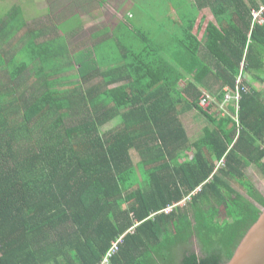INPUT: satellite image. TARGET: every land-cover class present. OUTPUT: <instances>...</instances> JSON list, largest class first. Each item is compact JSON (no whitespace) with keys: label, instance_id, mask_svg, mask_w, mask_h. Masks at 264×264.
<instances>
[{"label":"trees","instance_id":"16d2710c","mask_svg":"<svg viewBox=\"0 0 264 264\" xmlns=\"http://www.w3.org/2000/svg\"><path fill=\"white\" fill-rule=\"evenodd\" d=\"M215 1L221 27L209 24L202 40L194 19L170 33L171 50L126 35L107 70L96 48L72 52L75 20L37 34L19 6L0 20V264H100L122 235L109 264L231 261L264 208L247 176L264 178V103L243 95L237 136L231 117L200 108V87L214 74L210 56L229 88L245 53L248 72L255 65L264 24L252 11L264 0ZM226 6L237 28L222 25ZM211 94L219 102L224 92ZM194 110L210 123L195 140L182 119Z\"/></svg>","mask_w":264,"mask_h":264},{"label":"crops","instance_id":"0c3cea01","mask_svg":"<svg viewBox=\"0 0 264 264\" xmlns=\"http://www.w3.org/2000/svg\"><path fill=\"white\" fill-rule=\"evenodd\" d=\"M65 1L68 2L67 10L71 12H68L64 17L61 16L59 23L61 22V24L67 25L68 22L72 20L79 22L77 30L75 32L71 31V33L68 34V42L72 52L80 51L90 53L95 52L96 48V56L99 57V60L103 64L101 70H107L109 67H114L115 62H119L123 59L124 49L119 43V38L126 40V35L131 39H136L137 37H143V34H145V45L148 46V49L150 48L149 44H151L154 51L157 50L159 45H161V47L164 46L167 50H171L170 33L177 31L182 35L184 28L187 25L186 23L190 20H195L193 32L197 35L199 40H202L206 36L209 24H215L217 27H221L213 11V5H216L215 0H131V8H128V11L119 18H117V16L115 17V14L118 13V11L111 6L112 2L110 0ZM251 1L261 4V0ZM244 2L250 4L249 0H244ZM138 4L143 6L144 13L140 10H137L138 12L134 11L137 9L136 5ZM105 6H108L109 11H113L110 13V18L105 17L104 13L100 15V12L105 10L103 8ZM217 9L220 10V8ZM53 11L54 3H50L45 7V14ZM233 11V6L225 7L222 25L226 27H236L235 25H239L237 17H235V21L232 20ZM39 17H37L34 22L35 26L32 27L35 29V32L37 30L49 31V29L54 26V24L42 23L46 20L39 19ZM37 23H39V25H37ZM231 32L233 37L237 35L232 30ZM37 33L38 32H36V34ZM45 37L46 36L37 39V47L42 44L39 41L46 39ZM134 42L135 44H140L141 41L135 40ZM258 49L259 55L256 57L258 59L248 72V84L250 85L251 93L259 95V101L264 103V43L259 41ZM176 57L182 59V54H176ZM209 59L211 60V68L215 74V72L218 71L217 67L220 68L221 66H219V63H217L211 56ZM110 62L111 64H109ZM37 74L39 75V72H37ZM37 74H35V76H37ZM214 74L203 76L202 80L207 86H209V88L206 89L201 86L200 88L202 91L218 93L224 92V90L228 88V86H222V84L217 81ZM190 80H192V78H190ZM115 86L116 85H112L111 88ZM68 87L64 86V88ZM189 122H191L189 119H185L184 124L190 138L195 140L198 137L190 135L188 127ZM202 123H206L205 127L210 126L209 121L204 117H202V120L200 121V124ZM258 124H262V121H259ZM252 169L253 168H250L249 170Z\"/></svg>","mask_w":264,"mask_h":264},{"label":"rangeland","instance_id":"374dc122","mask_svg":"<svg viewBox=\"0 0 264 264\" xmlns=\"http://www.w3.org/2000/svg\"><path fill=\"white\" fill-rule=\"evenodd\" d=\"M61 1H63V2H61ZM110 1L112 2L111 6L114 7L116 9V11H118V13L115 14V17L117 16V18H119L126 11H128V8H131V5H130L131 0H110ZM50 3H54V11L51 12L50 14H45V7ZM67 4H68V2L65 0H0V20L6 19V15L12 7L19 6L24 11L25 19H26L27 24H28L27 28L30 29L31 31H33L35 29H33L32 27L35 26L34 22L37 19V17H39V16H40L39 19L46 20V21H43L42 23H46V24L50 23V24L55 25L53 20H55L57 22V21H59L61 16L64 17L68 14V12H71V11L67 10L68 9ZM103 8L105 10L103 12H100V15L102 13H104L105 17L110 18V15H111L110 13L113 11H109L108 6H105ZM137 10L138 9H135L134 11H137ZM63 17H62V19H63ZM37 25H39V23H37ZM20 36H21V34H19V37ZM45 70H47V68H45ZM30 82L32 84L36 83V81L33 79ZM31 83H30V85H31ZM36 84H38V83H36ZM69 85L70 84H66L65 86L68 87ZM202 117H203L202 114L198 111H195V110L191 111V112H186L185 114L182 115V119H184V121H185V119L186 120L189 119L191 121V122H189V125H188L189 133L191 136L195 135V137H199L201 132L203 131V128L206 126V123L200 124ZM114 127H115V125L110 124V125L106 126L104 128V130H108V129H111ZM247 176L249 177V179H251L254 182L256 187H258V189L264 194V178L262 177L261 173L256 168H253L252 170L247 171ZM233 186L238 191H241L242 193L246 194V191L241 186H239L237 183H234ZM222 214H223V211H222ZM224 216L225 215H222L221 217L223 218ZM193 250L198 252L200 255L202 254L201 253V247H200V244L198 243L197 239L195 240V244L193 245Z\"/></svg>","mask_w":264,"mask_h":264},{"label":"built area","instance_id":"2783aa9c","mask_svg":"<svg viewBox=\"0 0 264 264\" xmlns=\"http://www.w3.org/2000/svg\"><path fill=\"white\" fill-rule=\"evenodd\" d=\"M252 16H253L254 25L264 24V4H262L259 9H254L252 11ZM247 67H248V62H247V55L245 53V56L240 63L239 74L237 76L234 88H229V87L226 88L224 90L223 98L219 102L216 100V97L213 94L207 91H203L199 100V106L205 112H208L210 114L215 112V114L220 117H225V116L231 117L238 128L237 136L239 135L241 130L239 114L241 110V102L243 99V95L250 93L251 91V88L248 84L249 81H248ZM231 108L233 109V111H231ZM199 191H201V188H198L193 193V195L198 193ZM180 205H182V203L169 206L158 214H163V213L169 214L177 206ZM123 237L124 235L120 236L116 241L113 242L110 251L107 253L106 257L100 264L110 263L111 258L114 255H116L120 250V244L123 242Z\"/></svg>","mask_w":264,"mask_h":264},{"label":"water","instance_id":"95a60500","mask_svg":"<svg viewBox=\"0 0 264 264\" xmlns=\"http://www.w3.org/2000/svg\"><path fill=\"white\" fill-rule=\"evenodd\" d=\"M226 264H264V208L239 244L234 257Z\"/></svg>","mask_w":264,"mask_h":264}]
</instances>
